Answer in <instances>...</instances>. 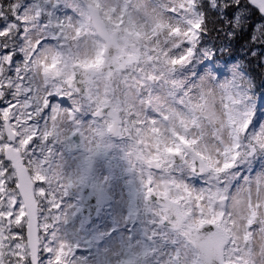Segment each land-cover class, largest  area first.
Here are the masks:
<instances>
[{
	"label": "snow or ice",
	"instance_id": "1",
	"mask_svg": "<svg viewBox=\"0 0 264 264\" xmlns=\"http://www.w3.org/2000/svg\"><path fill=\"white\" fill-rule=\"evenodd\" d=\"M0 264H264V0H0Z\"/></svg>",
	"mask_w": 264,
	"mask_h": 264
},
{
	"label": "trees",
	"instance_id": "2",
	"mask_svg": "<svg viewBox=\"0 0 264 264\" xmlns=\"http://www.w3.org/2000/svg\"><path fill=\"white\" fill-rule=\"evenodd\" d=\"M256 71H257V73H259V72H260V70H259V69H257Z\"/></svg>",
	"mask_w": 264,
	"mask_h": 264
}]
</instances>
